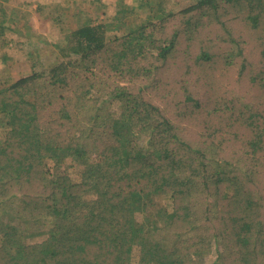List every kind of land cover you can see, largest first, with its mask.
<instances>
[{
	"label": "trees",
	"instance_id": "obj_1",
	"mask_svg": "<svg viewBox=\"0 0 264 264\" xmlns=\"http://www.w3.org/2000/svg\"><path fill=\"white\" fill-rule=\"evenodd\" d=\"M67 3L0 88V264H264V0Z\"/></svg>",
	"mask_w": 264,
	"mask_h": 264
},
{
	"label": "rangeland",
	"instance_id": "obj_2",
	"mask_svg": "<svg viewBox=\"0 0 264 264\" xmlns=\"http://www.w3.org/2000/svg\"><path fill=\"white\" fill-rule=\"evenodd\" d=\"M68 1L0 0V88L7 84L9 74L21 75L28 73L32 68L43 70L61 60L58 46L66 42L69 32H64L63 30H67V26L62 25V28H64L62 31L54 28L51 18H45L48 12L44 13L43 17L42 14L37 12V7L40 3L51 6L60 3L67 9ZM170 1L177 3L179 6H184L188 3H196L198 0ZM72 2L73 5L69 9L68 14L70 21L67 23L70 30L78 27L83 22V16L98 23L101 20H106L118 10L126 11L130 15L143 16L145 14L146 0H72ZM77 7H81L84 10L81 12V17L77 15L79 12L76 11ZM86 10L91 15L85 14ZM106 23L110 24L111 22L108 21ZM135 25L133 23L131 28ZM108 26L110 28V25ZM125 30H128V25L127 29L119 30L118 28L116 32L109 29L107 36L110 38L119 37L123 35ZM161 203L169 208L172 206L169 196H163ZM45 239V236H35L30 238L26 244L42 243ZM136 259L134 258V261Z\"/></svg>",
	"mask_w": 264,
	"mask_h": 264
}]
</instances>
